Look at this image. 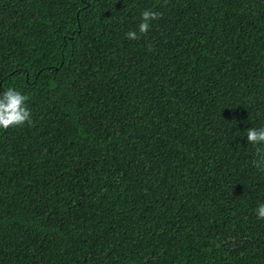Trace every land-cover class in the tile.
Segmentation results:
<instances>
[{
    "label": "trees",
    "instance_id": "1",
    "mask_svg": "<svg viewBox=\"0 0 264 264\" xmlns=\"http://www.w3.org/2000/svg\"><path fill=\"white\" fill-rule=\"evenodd\" d=\"M8 88L0 264H264V0H0Z\"/></svg>",
    "mask_w": 264,
    "mask_h": 264
},
{
    "label": "clouds",
    "instance_id": "2",
    "mask_svg": "<svg viewBox=\"0 0 264 264\" xmlns=\"http://www.w3.org/2000/svg\"><path fill=\"white\" fill-rule=\"evenodd\" d=\"M160 13L145 10L142 13V21L138 26L140 34H145L149 31L150 21L158 19ZM126 37L132 40L139 39L137 31L130 30L126 33ZM29 97L22 94L14 88H8L0 93V128L8 129L9 127L22 126L25 123L32 124L31 110L26 104ZM247 141L250 144L256 145L255 156L253 164L256 168L264 171V127L248 128ZM257 215L259 218H264V203L258 205Z\"/></svg>",
    "mask_w": 264,
    "mask_h": 264
}]
</instances>
